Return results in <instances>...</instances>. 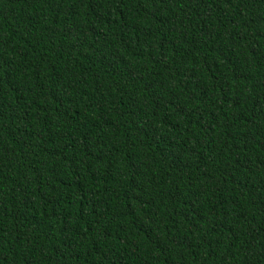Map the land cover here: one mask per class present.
I'll use <instances>...</instances> for the list:
<instances>
[{"label":"trees","instance_id":"trees-1","mask_svg":"<svg viewBox=\"0 0 264 264\" xmlns=\"http://www.w3.org/2000/svg\"><path fill=\"white\" fill-rule=\"evenodd\" d=\"M0 264H264V0H0Z\"/></svg>","mask_w":264,"mask_h":264}]
</instances>
